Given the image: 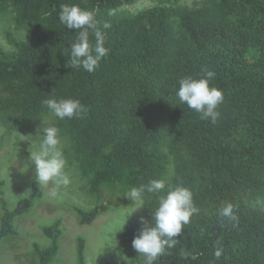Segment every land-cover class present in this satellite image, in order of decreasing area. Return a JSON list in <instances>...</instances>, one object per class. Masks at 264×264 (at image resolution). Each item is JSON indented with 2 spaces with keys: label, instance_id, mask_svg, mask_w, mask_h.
<instances>
[{
  "label": "trees",
  "instance_id": "obj_1",
  "mask_svg": "<svg viewBox=\"0 0 264 264\" xmlns=\"http://www.w3.org/2000/svg\"><path fill=\"white\" fill-rule=\"evenodd\" d=\"M134 2L0 0V14H11L16 29L28 33L23 40L5 35L14 52L0 48V124L26 137L52 115L42 101L79 100L88 110L83 118L54 116L50 125L59 129L64 159L94 202L89 212L75 210L80 225L97 218L104 190L131 202L125 197L131 187L163 180L162 192L145 193L128 231L132 240L142 217L155 223L159 196L170 189H189L199 211L155 264H264V209L250 205L264 195V0L124 9ZM65 4L94 11L95 29L104 34L108 54L92 73L66 66L76 33L60 23ZM94 31L89 29L93 45ZM206 70L215 73L210 86L224 96L215 123L175 95L181 78L199 79ZM3 185L0 179V242L15 235V221L36 195L34 184L31 196L9 209ZM229 202L236 221L218 214ZM60 225L58 220L41 228L49 246L35 247L38 264L56 257ZM132 258L145 264L138 252ZM77 261L85 264L82 240Z\"/></svg>",
  "mask_w": 264,
  "mask_h": 264
},
{
  "label": "rangeland",
  "instance_id": "obj_2",
  "mask_svg": "<svg viewBox=\"0 0 264 264\" xmlns=\"http://www.w3.org/2000/svg\"><path fill=\"white\" fill-rule=\"evenodd\" d=\"M199 1L135 0L133 5L125 6L124 9L134 11L177 4L192 6ZM12 17L11 14H0V48L9 53L14 52V49L7 44L5 35L10 33L16 40H23L28 34L25 30L16 29ZM42 122L31 127L26 137H16L0 124V179L4 183L2 198L8 208L12 209L19 200L30 197L33 185H36L31 207L14 223L15 235L0 242V264H38L35 247L42 250L49 246V240L43 236L41 228L58 220L61 222L59 251L51 264H78L80 240L84 243L85 264H140L132 258L137 251L132 247L128 231L140 214L142 203L127 202L120 193L104 190L97 218L89 225H80L75 210L89 212L94 202L87 195L86 182L78 177L68 163L64 168L69 179L67 186L56 187L52 182L38 184L34 165L29 164L30 152L35 151L39 144L41 137L36 135L37 132L42 126L52 124L54 115L47 116ZM60 147L63 150L64 143ZM53 192L56 194L53 195ZM250 205L263 210L264 195L256 196Z\"/></svg>",
  "mask_w": 264,
  "mask_h": 264
},
{
  "label": "clouds",
  "instance_id": "obj_3",
  "mask_svg": "<svg viewBox=\"0 0 264 264\" xmlns=\"http://www.w3.org/2000/svg\"><path fill=\"white\" fill-rule=\"evenodd\" d=\"M59 20L67 29H74L76 33V40L71 43L66 66L82 68L92 73L99 66L102 58L108 54V49L104 47V34L95 29V12L81 9L75 4H65L61 5ZM110 27L111 25L107 22L103 24L104 29ZM89 29L95 30L94 45L90 43ZM214 76L213 71L206 70L204 76L199 79L191 76L181 78L178 81L179 88L175 93L181 104H186L190 109L199 113L201 119H210L212 123H215L220 115L216 110L218 105L224 102L222 90L210 86V80ZM42 103L59 120L83 118L88 111L79 100L71 98L59 100L49 98ZM39 130L36 134L41 137L39 144L35 151L30 152L29 157V164L34 165L36 180L40 185L52 182L56 187L67 186L69 179L64 172L66 160L60 147L59 129L54 125H47ZM164 188L163 180L153 179L147 185L131 187L125 197L132 202L142 203L145 193H160ZM198 211L189 189L178 186L168 190L165 195L159 196L158 207L154 213L152 212L155 223H148L143 217L141 218L142 226L138 229V235L132 240L133 249L145 258V264H155L167 249L173 248L178 243L182 229L190 222V217ZM218 214L229 221L238 219L234 205L230 202L222 204ZM221 251V249L215 251L217 258L221 255Z\"/></svg>",
  "mask_w": 264,
  "mask_h": 264
}]
</instances>
